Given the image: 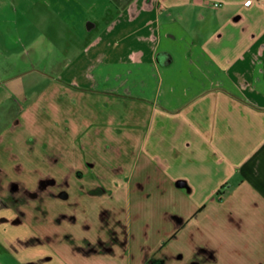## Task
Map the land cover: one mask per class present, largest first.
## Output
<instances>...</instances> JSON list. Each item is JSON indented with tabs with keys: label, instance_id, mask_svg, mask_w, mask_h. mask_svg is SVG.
I'll list each match as a JSON object with an SVG mask.
<instances>
[{
	"label": "crops",
	"instance_id": "obj_1",
	"mask_svg": "<svg viewBox=\"0 0 264 264\" xmlns=\"http://www.w3.org/2000/svg\"><path fill=\"white\" fill-rule=\"evenodd\" d=\"M0 107L173 182L158 264H264V0H0Z\"/></svg>",
	"mask_w": 264,
	"mask_h": 264
},
{
	"label": "rangeland",
	"instance_id": "obj_2",
	"mask_svg": "<svg viewBox=\"0 0 264 264\" xmlns=\"http://www.w3.org/2000/svg\"><path fill=\"white\" fill-rule=\"evenodd\" d=\"M35 114L27 126L3 125L11 129L0 140L7 147L2 160L16 167H0V264H158L162 239L173 234L175 244L177 237V221L168 208L178 196L173 182L128 175L131 165L118 157L113 142L77 146L73 160L68 156L73 146L56 150L46 142L44 149L38 120L32 123ZM53 154L55 165L47 160ZM65 167L75 171H62ZM16 237L24 242L14 243ZM14 253H20L19 261Z\"/></svg>",
	"mask_w": 264,
	"mask_h": 264
}]
</instances>
